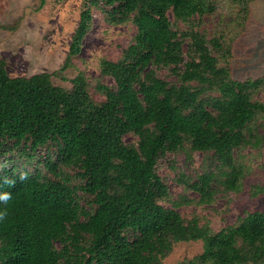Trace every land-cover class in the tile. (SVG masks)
Instances as JSON below:
<instances>
[{"label":"trees","instance_id":"trees-1","mask_svg":"<svg viewBox=\"0 0 264 264\" xmlns=\"http://www.w3.org/2000/svg\"><path fill=\"white\" fill-rule=\"evenodd\" d=\"M225 1L218 13L219 0H86L62 70L93 9L136 28L117 60L101 61L113 83L97 84L100 99L83 72L71 88L57 72L11 77L0 55V264H164L190 241L203 251L183 264H264V211L214 230L164 205L158 171L169 153H203L209 171L184 181L209 203L214 185L243 189L242 151L264 146V76L237 79L232 64L255 0Z\"/></svg>","mask_w":264,"mask_h":264},{"label":"rangeland","instance_id":"rangeland-1","mask_svg":"<svg viewBox=\"0 0 264 264\" xmlns=\"http://www.w3.org/2000/svg\"><path fill=\"white\" fill-rule=\"evenodd\" d=\"M85 3L86 0H47L41 6V0H0V55L7 61L9 75L29 77L57 72L53 82L71 88L72 79L83 72L89 79L93 95L100 99L95 92L97 84L113 83L102 75L101 61L117 60L132 43L136 28L132 22L112 25L93 9L94 28L85 40L82 53L74 59L71 67L62 70ZM226 3L219 0L218 13L225 10ZM219 19L216 14L204 21L208 27H214ZM181 27L187 29L184 25ZM232 64L237 79L264 76V0H255L251 4L250 20L235 42ZM159 74L168 80L173 79L167 70ZM136 139L127 136L125 141L133 143ZM39 156L44 162L45 154L39 153ZM241 162L245 172L243 189L232 192L222 185H214L211 202L201 204L198 194L190 190L184 180L194 182L198 175L209 171L205 155L188 149L167 154L158 164V171L171 195V202H164V205L173 208L174 203H178L177 209L186 219L196 217L202 223H209L214 230L234 224L247 212L264 211V146L259 150L244 149ZM202 251L201 241L176 243L163 263L183 264Z\"/></svg>","mask_w":264,"mask_h":264},{"label":"clouds","instance_id":"clouds-1","mask_svg":"<svg viewBox=\"0 0 264 264\" xmlns=\"http://www.w3.org/2000/svg\"><path fill=\"white\" fill-rule=\"evenodd\" d=\"M7 199H8V196L7 195L0 196V200H7Z\"/></svg>","mask_w":264,"mask_h":264}]
</instances>
